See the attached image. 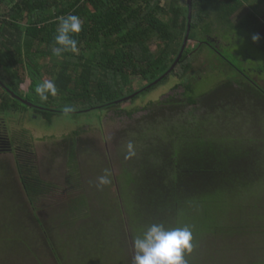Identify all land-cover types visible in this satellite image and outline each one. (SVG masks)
Returning a JSON list of instances; mask_svg holds the SVG:
<instances>
[{"label": "rangeland", "instance_id": "rangeland-1", "mask_svg": "<svg viewBox=\"0 0 264 264\" xmlns=\"http://www.w3.org/2000/svg\"><path fill=\"white\" fill-rule=\"evenodd\" d=\"M170 2L163 0L165 6ZM174 3L187 6V0ZM252 9L247 6L245 11ZM1 11L7 13L8 7L3 6ZM258 12L264 20V4ZM242 16L236 15L235 22L239 23ZM203 33L205 30H200L198 35ZM257 36V43H264V37ZM251 37L243 30L219 40L221 54L249 74L264 68V49L252 44ZM196 44L190 41L187 47L192 49ZM158 46L156 40L151 42L154 53ZM203 49L193 55L192 62V74L202 72L195 80L197 96L227 81L245 82L220 55L205 46ZM260 75L253 79L264 87V74ZM29 79L20 87L24 94L29 91ZM133 81L136 90L145 85L141 78ZM176 86L177 79H170L137 100L103 113L93 110L78 115L56 114L49 119L37 117L32 108L0 112V140H10L7 143L15 142V146L25 141L32 143L36 153L33 164L41 180L52 186L36 201L34 213L16 170L11 144L0 142V167L8 170L2 177L7 182L0 185V264H133L135 236L153 223L172 228L177 227V221L173 211L161 214L152 208L151 194L131 180L140 181L150 149H159L169 137L192 132L205 143L224 141L239 150V155L246 154V158L233 166L240 178L224 188L226 195L219 206L216 201L207 213L196 212L205 215L207 229L188 225L193 233V249L185 259L188 264H249L254 258H264V99L238 93L241 89L233 83V89L239 91L214 109H182L184 87ZM169 99H173L171 106L159 107L158 103ZM58 101L37 103L54 109L66 105ZM172 106L175 111H167ZM154 118L156 121H152ZM75 131L80 136L73 151L64 139L73 137ZM130 141L135 155L126 158ZM70 150L71 155L75 154L71 168ZM105 169L110 170L111 183L98 185ZM195 221L203 224L202 220ZM231 248L237 257L227 259L224 254Z\"/></svg>", "mask_w": 264, "mask_h": 264}, {"label": "trees", "instance_id": "trees-1", "mask_svg": "<svg viewBox=\"0 0 264 264\" xmlns=\"http://www.w3.org/2000/svg\"><path fill=\"white\" fill-rule=\"evenodd\" d=\"M263 4L264 0H192L190 40L197 44L192 49L187 47L175 68L148 89L172 68L180 55L189 24L188 5L179 6L174 0L167 6L163 0H0V112H23L32 108L14 99L10 90L42 108H32L37 117L51 119L56 114H63V108L54 109L37 103L40 98L35 87L45 80L54 82L57 95H49L47 101H40L53 104L61 100L75 108L70 115L93 110L103 113L119 108L170 79H177L176 87H184L182 109L197 106L214 109L239 91L233 89V83L241 89L238 93L264 99V87L253 79L264 74V68L259 67L257 72L260 74H249L246 68L239 69L223 56L219 47L220 37L223 39L230 33L244 30L251 34L252 44L264 49V43L258 44L252 39L257 35L264 37V20L258 12ZM3 6L8 7L7 13L2 14ZM247 6L253 9L245 11ZM241 13L240 22H235L236 15ZM69 14L78 16L83 22L81 32L73 34L79 51L65 52L58 58L52 53L56 46L57 17ZM198 30H205L202 36L206 37L202 39ZM154 40L159 45L156 53L151 49ZM204 46L220 55L245 82L243 79L227 81L212 92L197 96L195 80L202 72L192 74V62L193 55L204 50ZM41 60L47 63H41ZM28 77L31 84L28 93L24 94L20 87ZM136 77L145 81L139 90L132 87ZM170 100L161 101L159 107L171 106L173 99ZM173 108L167 111L174 112ZM79 136L80 133L75 131L73 137L64 139V144L74 151ZM24 138L27 140L26 136ZM7 141L10 140H0L2 143ZM7 144H11V151L15 153L16 170L35 213L36 201L52 186L41 180L37 166L33 164L36 153L32 143ZM71 153L70 150V168L75 156ZM149 155L147 164L141 168L140 181L132 179L131 183L151 194L149 203L161 214L166 210L173 211L177 226L184 223L203 229H207L205 215L201 216L199 211L207 213L216 201L219 206L226 195L224 188L236 184L240 178L234 172L235 165L246 158V154L239 155V150L230 148L224 141L205 143L193 132L177 135L174 139L169 137L159 149H150ZM6 170L0 167V185L7 182L2 178L8 172ZM181 220L187 221L182 223ZM195 220H202L204 226ZM35 221L40 222L38 218Z\"/></svg>", "mask_w": 264, "mask_h": 264}, {"label": "clouds", "instance_id": "clouds-1", "mask_svg": "<svg viewBox=\"0 0 264 264\" xmlns=\"http://www.w3.org/2000/svg\"><path fill=\"white\" fill-rule=\"evenodd\" d=\"M57 20L53 55L59 58L65 52L77 53L79 49L73 34L81 32L82 20L71 14L57 17ZM258 39V36H253V41ZM34 91L41 101H47L49 95L53 97L57 95L56 85L51 80L37 84ZM74 111L75 108L70 105H65L62 109L65 116ZM127 149L126 158L135 155L131 141L127 144ZM110 175V170L105 169L104 175L98 178V185L110 184ZM192 241L193 233L188 225L166 228L163 223H153L133 238L135 251L133 264H188L185 256L192 252Z\"/></svg>", "mask_w": 264, "mask_h": 264}, {"label": "water", "instance_id": "water-1", "mask_svg": "<svg viewBox=\"0 0 264 264\" xmlns=\"http://www.w3.org/2000/svg\"><path fill=\"white\" fill-rule=\"evenodd\" d=\"M187 5H188V11H189V16H188V18H189V24H188V30H187V34H186V38H185V41H184V44H183V47H182V50H181V52H180V55H179V57H178V59H177V61L175 62V64L172 66V68L165 74V75H163L159 80H157L156 82H154V83H152L151 85H149L147 88L149 89V88H152L153 86H155V85H157L160 81H162L174 68H175V66L177 65V62L180 60V58L182 57V55H183V53H184V51L186 50V48H187V46H188V43L191 41L190 40V33H191V23H192V0H187ZM8 92H10V94H11V96L14 98V99H16V100H18V101H20L21 103H23V104H25V105H27V106H29V107H32V108H36V109H38V108H40L39 106H37V105H34V104H32L31 102H29L28 100H26V99H24V98H22V97H20V96H18V95H16L14 92H12V91H10V90H8ZM137 94H135V95H133V96H131L132 98L133 97H135ZM40 109H42V108H40Z\"/></svg>", "mask_w": 264, "mask_h": 264}, {"label": "crops", "instance_id": "crops-1", "mask_svg": "<svg viewBox=\"0 0 264 264\" xmlns=\"http://www.w3.org/2000/svg\"><path fill=\"white\" fill-rule=\"evenodd\" d=\"M6 3H8V1H6L5 2V4ZM222 231V230H221ZM235 248V247H234ZM233 248V249H234ZM224 255H226L227 256V259L228 258H232L233 256H235V257H237V252H236V250H234V251H232V248L230 249V250H228V251H226V253L224 254ZM249 264H264V258L262 259V258H254V259H252L251 261H250V263Z\"/></svg>", "mask_w": 264, "mask_h": 264}]
</instances>
